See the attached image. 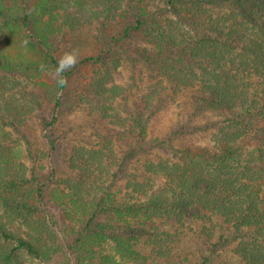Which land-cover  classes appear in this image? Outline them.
<instances>
[{
  "label": "trees",
  "instance_id": "trees-1",
  "mask_svg": "<svg viewBox=\"0 0 264 264\" xmlns=\"http://www.w3.org/2000/svg\"><path fill=\"white\" fill-rule=\"evenodd\" d=\"M135 4L126 7L134 25L114 40L129 53L114 67L144 69L147 75H132L130 91L141 81L146 89L112 111L124 131L112 129L103 145L73 153V165L87 170L70 179L60 202L75 222L73 240L65 244L45 226L43 186L31 184L32 173L8 175L9 163L1 162L0 210L29 230L16 235L0 223V264H23L19 253L38 262L66 253L75 264H264V0H160L148 17ZM27 20L24 12L22 27ZM6 66L0 56V76ZM41 67L58 73L65 88L72 71L49 52ZM165 113L177 125L154 133ZM60 121L58 113L40 121L52 159ZM19 188L30 197L21 198ZM185 218L193 226L189 241L176 237Z\"/></svg>",
  "mask_w": 264,
  "mask_h": 264
},
{
  "label": "rangeland",
  "instance_id": "rangeland-1",
  "mask_svg": "<svg viewBox=\"0 0 264 264\" xmlns=\"http://www.w3.org/2000/svg\"><path fill=\"white\" fill-rule=\"evenodd\" d=\"M44 1L23 0L20 4L19 0H0V56L8 64L6 74L2 73L0 76V86L7 96L0 98V114L3 118L6 117V123L0 121V163H9L8 175L24 173L28 177L32 173V179L35 181L30 183H41L44 191L42 203L45 226L67 244L73 240L72 232L75 228L72 229L71 226H74L75 222L68 217L60 202L62 195L73 185L70 179L87 171L73 165L76 149L80 145L86 149L94 143L103 145L105 135L112 129L114 133L126 129L113 120L111 113L121 109L126 100L130 104L131 101L141 99L143 94L140 92L146 89L147 82L141 81L138 90L131 93V77L133 74L137 77L147 74L142 68H139V71L132 70L125 64L114 67L117 66L118 57L127 56L129 53L123 44L121 47L114 43L115 39L122 36L125 27L134 25L132 6L126 9L129 0H46L51 2V6L44 4ZM134 1L136 4L133 9L145 17L150 15L146 11L160 2ZM24 12L27 13L28 20L27 25L22 27ZM165 20L167 19L164 18L161 22L163 25ZM169 21L170 19L167 20ZM173 22L176 29L184 31L183 26ZM146 27L144 26V29ZM145 30L148 36L154 34L147 28ZM137 44L141 45V42ZM46 52L51 53L56 63L66 71H72V74L66 77V86L62 90L58 86L61 80L58 73L40 71ZM98 56L100 59L97 60ZM85 58L97 61H88L81 65L80 61ZM183 100L180 102L183 103ZM56 102L60 103L58 108L55 107ZM109 102L114 106L103 108L102 105ZM77 103L84 104V108ZM173 105H177V102ZM129 110L133 109L130 107ZM25 112L28 113L27 117H23ZM57 113L61 121L52 136L59 137L57 144L60 149L52 159L47 153L44 138L46 132L42 131L40 121L42 119L48 123ZM123 113L125 111L121 112ZM83 116L87 117L86 122H79ZM176 125L177 122L171 113H165L161 115L153 132H167ZM64 135L66 138L60 139ZM114 147L118 150L117 146ZM112 154L115 155L114 152ZM130 169L131 167L127 168L128 173L131 172ZM3 175L0 164V180ZM23 190L19 188L21 198L30 197ZM183 220L181 226L184 234L179 232L176 237L189 241L193 237V226L188 218ZM0 223L16 235H23L29 230L1 210ZM212 225L218 228L223 224L217 220ZM172 244L177 246V243ZM141 247L146 250L149 248L145 245ZM190 250L192 251V248ZM105 252L112 253L110 250ZM19 254V261L23 264H75L74 260H70L73 256L70 257L66 253L43 262Z\"/></svg>",
  "mask_w": 264,
  "mask_h": 264
}]
</instances>
